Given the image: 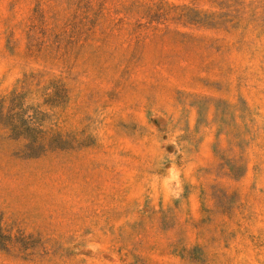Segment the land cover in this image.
<instances>
[{
  "label": "rangeland",
  "instance_id": "374dc122",
  "mask_svg": "<svg viewBox=\"0 0 264 264\" xmlns=\"http://www.w3.org/2000/svg\"><path fill=\"white\" fill-rule=\"evenodd\" d=\"M14 90L0 264H264V0H0Z\"/></svg>",
  "mask_w": 264,
  "mask_h": 264
},
{
  "label": "trees",
  "instance_id": "16d2710c",
  "mask_svg": "<svg viewBox=\"0 0 264 264\" xmlns=\"http://www.w3.org/2000/svg\"><path fill=\"white\" fill-rule=\"evenodd\" d=\"M33 78L34 74L24 75L21 80L23 86L33 81ZM24 97V93L14 90L9 96L0 99V129L3 131L0 141H23V153L37 156L52 147L57 140L52 141L50 136L53 134L50 129L42 127L39 121V115L42 114L40 111H35L32 115L27 113ZM0 236H3L1 231ZM0 239L2 241L3 237Z\"/></svg>",
  "mask_w": 264,
  "mask_h": 264
}]
</instances>
